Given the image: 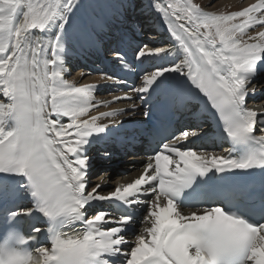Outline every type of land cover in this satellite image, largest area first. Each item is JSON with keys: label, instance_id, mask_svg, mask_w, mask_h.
I'll return each mask as SVG.
<instances>
[{"label": "snow or ice", "instance_id": "1", "mask_svg": "<svg viewBox=\"0 0 264 264\" xmlns=\"http://www.w3.org/2000/svg\"><path fill=\"white\" fill-rule=\"evenodd\" d=\"M86 3L0 0V264H264V111L248 107L255 93L249 85L264 71V31L249 34L255 25L264 28V0L227 14L192 0L154 5L185 58L153 64L139 87L128 84L123 95L103 101L94 96L100 85L65 79L68 52L103 43L93 16L78 15ZM111 6L122 25H134L135 0ZM123 36L113 49L120 62L126 61ZM168 53L147 44L134 50L140 61L165 60ZM133 94L139 103L130 108L90 115L98 106L132 101ZM196 105L222 122L208 139L229 140L226 154L191 144L203 128L170 133L162 121L148 130L159 142L137 178L106 195L101 184L91 186L89 148L97 140L124 143L113 135L123 128L120 117L195 116ZM104 118L111 119L101 123ZM257 172L258 187L241 179ZM8 174L23 181L10 182ZM21 197L31 206L14 203ZM113 200L118 218L95 207ZM136 209L144 213L138 233ZM37 214L49 227L33 226L25 235L21 218ZM43 232L50 247L39 243Z\"/></svg>", "mask_w": 264, "mask_h": 264}, {"label": "bare ground", "instance_id": "2", "mask_svg": "<svg viewBox=\"0 0 264 264\" xmlns=\"http://www.w3.org/2000/svg\"><path fill=\"white\" fill-rule=\"evenodd\" d=\"M91 4H85L84 7L80 10L78 15L80 17H86L88 15H92L96 20L98 27L101 30L100 35L103 32H106L108 26L113 22L117 16L115 9L111 6L114 3V0H89ZM136 7L130 12L132 19H135L137 16L143 17V19L149 24L153 25L157 29V36L159 43L166 44L167 46L175 40V38L171 35L170 30L167 27L166 21L162 18V14L156 11L154 5L163 4L167 6V4L171 2H179L183 3V0H135ZM193 3L199 4L202 9L207 12L215 13V14H227L234 11H240L244 7H248L250 4L257 3L258 0H192ZM259 31H264V28H257L256 25L253 26L252 29L249 30V34L255 36V34ZM56 29L53 27L51 29V34L55 35ZM40 35L41 33H36ZM82 49L73 48L72 51L68 52L64 56V66L66 68L65 71V79L70 82L75 83L77 86L82 84H93L100 82L102 80L101 76H92L85 75L81 70H75L74 65L80 59ZM169 54L174 56H180L181 59L185 58V54L183 49L179 47L178 43L173 47V49L169 50ZM249 88H255V92L260 91L261 95L256 100H250V104L254 103L253 108L256 110H264V80L255 79L252 84L249 85ZM251 95V92H250ZM95 99L99 101L103 100H111L112 97L109 95H105L102 90L99 88L96 89L94 93ZM256 96H259L256 93ZM4 98L0 96V101H3ZM6 102V101H4ZM125 107L120 103H112L108 106H98L94 110H90L91 116L99 115L101 112H107L112 110H118ZM87 118V117H86ZM111 118H104L101 120V123H108ZM122 119V118H120ZM88 155L93 160L95 156V152L93 150V144L90 146ZM91 173H97L98 169L95 166L90 168ZM133 178V176L127 177H111L109 174H100L98 177L91 179V186H95V184L99 183L102 187L99 189L101 194H108L111 191L115 190V187L120 184L129 183V181ZM93 181L95 184H92Z\"/></svg>", "mask_w": 264, "mask_h": 264}, {"label": "rangeland", "instance_id": "3", "mask_svg": "<svg viewBox=\"0 0 264 264\" xmlns=\"http://www.w3.org/2000/svg\"><path fill=\"white\" fill-rule=\"evenodd\" d=\"M98 177V176H97ZM92 184H95V182L93 181V183Z\"/></svg>", "mask_w": 264, "mask_h": 264}]
</instances>
